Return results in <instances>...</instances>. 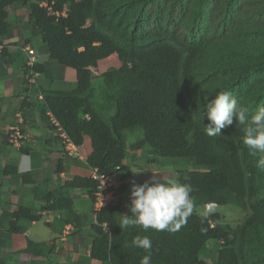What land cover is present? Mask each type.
<instances>
[{
  "label": "trees",
  "instance_id": "obj_1",
  "mask_svg": "<svg viewBox=\"0 0 264 264\" xmlns=\"http://www.w3.org/2000/svg\"><path fill=\"white\" fill-rule=\"evenodd\" d=\"M178 1L121 0L125 8L138 13L148 6L167 9ZM186 2L189 16L201 17L209 26L210 13L226 11L234 24L232 35L217 38L210 32L188 39L165 26L128 32L120 27L118 17L109 14L104 0H0L1 54L6 53L2 39L12 30L8 7L27 5V23L40 35L41 51L49 57V64L36 61L33 68L44 72L69 67L76 75L73 89L42 88V99L34 95L30 102H23L37 105L46 119L45 113L50 110L76 147L83 144L86 136L90 138L86 167L110 177L119 176V185L111 188L114 197L90 221L87 211L76 208L72 193L77 189L86 193L91 215L97 179L74 174L62 186L44 194L46 201L53 200L52 209L65 216L63 222L75 229L67 238L74 233L91 238V261L140 264L146 253L130 246L138 235L152 241V264H250L253 253L264 254V201L258 199L257 169L243 144L244 126L234 120L218 135H208L205 126L210 121L203 116L200 86L194 76L196 69L208 61L225 76L221 90L241 95L253 76L264 74V0H248V7L245 0ZM113 54L119 65L101 71L97 75L100 79L95 80L91 68ZM25 64L26 57L19 62L22 72ZM134 131L142 136L129 143L127 133ZM144 149L151 154L149 162L157 163L158 157L185 161L174 180L191 185L194 211L177 232L119 227L121 215H131L129 150ZM63 168L58 159L56 170ZM1 173L26 180V174H18L11 165L2 168ZM116 191L127 195L125 202L120 196L116 198ZM208 203H233L246 214L231 226L221 221L217 211L207 215L197 212ZM30 210L20 205L10 213L6 236L23 230L17 224L18 218H24L26 223L40 219ZM210 241H220V247L212 248ZM23 251L30 254V264H82L80 257L67 262L65 257L57 260L52 253L60 255L63 247L45 242L27 239ZM6 261L0 256V264Z\"/></svg>",
  "mask_w": 264,
  "mask_h": 264
},
{
  "label": "crops",
  "instance_id": "obj_2",
  "mask_svg": "<svg viewBox=\"0 0 264 264\" xmlns=\"http://www.w3.org/2000/svg\"><path fill=\"white\" fill-rule=\"evenodd\" d=\"M8 11L12 30L10 35L2 39L6 53L3 55L0 50V256L7 260L6 264H27L30 254L23 251L27 245V239L45 242L47 245L52 244L56 247L61 246L58 243V232L67 225L72 226L63 222L65 216L58 215L52 209L53 200L46 201L44 194L62 186L74 174H86L87 167L84 162L91 150V145L85 137L83 144L77 147L76 153L73 154L74 151H71L70 156L67 157L65 152L61 151L64 147L61 139L49 131L48 121L41 115L39 107L23 102V100L30 102L31 98L36 95L34 90L26 88L22 69L19 67V62L25 59L23 46H33L37 61L40 63L49 64V57L47 53L41 51L40 35L27 23V5L20 10L12 5L8 7ZM108 61L113 66L119 65L117 55L113 54L100 60L93 69L91 68L93 74H96L95 72L99 74L105 70L104 64ZM38 83L40 89L71 90L76 86V75L69 67L64 70L49 68L41 72ZM12 126L19 127L24 134L20 147L10 143L6 136ZM131 152L135 151L131 150ZM58 159H61L65 166L60 172L56 170L54 164ZM7 165L14 166L18 174H26V180L11 174H2L1 169ZM72 195L76 208L85 211L84 207L90 206L82 190H74ZM20 205L30 208L31 213L35 212L40 215V219L26 223L24 218H18L17 224L22 225L23 230L6 236L5 232L10 221L9 215ZM40 220L44 222L45 230L34 229ZM69 238H71L72 248L78 246L84 237L74 233ZM71 248L63 247L67 251L65 252L66 258L77 260L81 256L83 259L82 250L73 251ZM52 255L57 260L63 261L60 258L62 253L60 255L52 253ZM86 256H89V249Z\"/></svg>",
  "mask_w": 264,
  "mask_h": 264
},
{
  "label": "rangeland",
  "instance_id": "obj_3",
  "mask_svg": "<svg viewBox=\"0 0 264 264\" xmlns=\"http://www.w3.org/2000/svg\"><path fill=\"white\" fill-rule=\"evenodd\" d=\"M246 1L248 0H245V2ZM104 2L106 3V7L108 9L109 14L115 16L116 18L118 17L120 27L128 32L130 31L145 32L155 27L165 26L170 29H175L179 31L183 35V37L188 39H197L202 36L208 35L210 32L216 33L217 38L221 36H229V33L230 35H232L233 33L231 32V30L233 29L232 27L233 21L230 19L229 16L230 14H226V11L225 12L223 11V13H219L218 15H213L210 13L209 19L207 20L211 25L209 26L205 22H203L204 20L201 17L193 18L189 16V13H187L189 10L187 8L186 0H179L178 2L172 3L168 6L167 9H157L156 7L148 6L140 13L135 11L133 12L132 10L125 8L121 0H104ZM245 5L246 7H248L249 3L246 2ZM14 7L18 8L19 10L23 8V6L19 7L15 5ZM21 11L19 13H21ZM104 65L106 68L113 66L110 61L106 62V64ZM95 73H96L94 74L95 80L100 79V77L97 76L98 72ZM194 76H195V80L198 82L200 86L199 98L201 101V105L204 107L205 110L206 103L211 99L215 98L218 92L222 91L221 87L225 76L222 73H220L219 70L216 71V69L208 61L201 64L199 69H196ZM248 83H250L248 88H245L243 90V94L241 95L234 94L232 90H228V92H230L233 96H235L241 105L248 107L249 115H252L259 107L264 106V74L253 76ZM96 87L97 89L100 88L99 83H96ZM140 136L142 135L141 132L139 131L128 132L127 141L130 143L134 141L135 138ZM86 137H87L86 138L87 141L90 144V138L88 136ZM64 152L67 157L70 156L67 151ZM75 153L76 152L74 151L73 154ZM129 153H131L130 154L131 156H129L127 162L130 165L131 175H132L130 187H132L133 183L141 184L146 180H150L153 173H158L159 177H161L164 180L167 179L174 180L177 169L185 165V161L178 158H170L169 160L168 159L166 160L161 158L159 159L158 157L157 163L149 162L147 157H150L151 154L147 149L135 151V152H131V150H129ZM249 156H250V161L254 163L257 169L256 188L258 191L257 194L258 199L260 200V202H263L264 201V168L257 167L258 156H252L251 154ZM54 164L56 166V162ZM188 166L192 167L191 164H188ZM110 183H112L113 187H117L120 183V180L118 177H116L115 182H113L112 180ZM116 195H117L116 198L120 196L122 201L125 202L126 194H120V192L116 191ZM84 208L85 211H87L86 213L87 216H89V218L92 217L89 213L90 207L86 205ZM212 211L219 212L221 215L220 217L221 221L231 226H235L236 224H238L246 214L245 210H243L242 208H240L239 206L233 203H229L226 205H214V206H210L209 208L204 206L198 208L197 210L198 213L204 215H207ZM60 216H62V214H60ZM91 219L92 218H90V220ZM34 229L39 231L45 230L44 222L42 220L38 221ZM86 229H88V227ZM71 230L72 228L71 227L69 228V226L67 225L66 228L58 232L59 234L57 238H58V243H60L61 247L71 248L70 239L67 238L68 235L67 233ZM90 240H91L90 237H84L81 239L80 244H78V246H74L71 248L73 251L82 250L81 251L83 254L82 257L83 259L81 260L82 264L84 261L87 262L88 264H95L94 261H91L89 257L86 256L87 250L89 249L90 246ZM219 246H220L219 242L212 244V248L215 249H218ZM64 252H67L66 249H64ZM64 252L62 253V255H60L61 259L67 257V255L64 254ZM263 257L264 254H262L261 251L255 252L249 258V262L250 264H263L262 261ZM97 263L104 264V263H100L99 261ZM27 264H30V258Z\"/></svg>",
  "mask_w": 264,
  "mask_h": 264
},
{
  "label": "clouds",
  "instance_id": "obj_4",
  "mask_svg": "<svg viewBox=\"0 0 264 264\" xmlns=\"http://www.w3.org/2000/svg\"><path fill=\"white\" fill-rule=\"evenodd\" d=\"M42 5H45L44 1L42 2ZM27 46L34 49V47L31 45H24L22 48L26 57V61L27 55L24 51V48ZM34 52L36 63L37 56L35 49ZM24 72H22V76L26 88L34 90L38 99H42L39 98V94H41L42 97L43 95L40 91L38 83L39 78H41V72L38 71L40 76L37 78L36 86L28 85L24 78ZM48 111L50 110H47L45 115H47ZM205 115L210 121V124L205 126L207 134L210 136L218 135L221 129L233 125L234 120L238 123V125H243V144L247 147L249 153L252 156H258L257 167L264 168V106L259 107L254 114L249 115V108L241 105L235 96H233L228 91H220L216 94L215 98L206 103L203 116ZM47 121L50 129L48 115ZM52 132L54 133V131ZM90 169L91 168L87 167V171ZM116 177L119 178V176H113L112 180L116 179ZM111 188L114 187L112 186ZM191 192L192 187L190 184L180 183L177 180L172 179L164 180L159 177L158 173H153L150 180H146L141 184H132V199L130 206L131 215H121L122 220L119 224V227L123 229L130 226H139L145 232H147L149 229L173 233L177 232L187 223L188 218L193 214L194 201L191 197ZM214 205L216 204L208 203L205 206L209 208L210 206ZM94 213L97 212L93 211L91 216H93ZM70 227L72 230L68 233L72 232L74 229L73 226L69 225V228ZM218 242L221 244L220 241ZM218 242L210 241V245L212 246V244ZM130 246L143 249L146 253L141 257L140 264H152L153 245L151 239L148 236H136L132 240ZM68 260L69 259L67 258V260L64 261ZM95 263H97V261Z\"/></svg>",
  "mask_w": 264,
  "mask_h": 264
},
{
  "label": "built area",
  "instance_id": "obj_5",
  "mask_svg": "<svg viewBox=\"0 0 264 264\" xmlns=\"http://www.w3.org/2000/svg\"><path fill=\"white\" fill-rule=\"evenodd\" d=\"M24 51L27 55V61L26 65L24 66V78L29 86H36L37 78L40 76V73L36 70H34L32 67L35 63V52L32 47H25ZM39 98H42L41 94H39ZM47 115L49 117V125L50 130L54 131V135H58L61 139V142L63 144L64 151H67L68 154L71 153V151H76L77 147L69 140L66 132L58 122V120L54 117V115L48 111ZM53 127V128H51ZM24 138V134L22 133L21 129L17 126H12L9 129L8 132V140L13 143L14 145L19 146L21 140ZM86 175L97 179L99 181V184L97 186V189L94 192L95 195V201L93 204V211L98 212L102 206H104L106 203L109 202V200L112 198V177L105 174H100L97 172V169L93 168L86 172Z\"/></svg>",
  "mask_w": 264,
  "mask_h": 264
}]
</instances>
